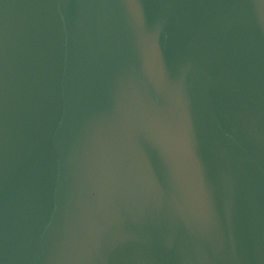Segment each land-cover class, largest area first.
Masks as SVG:
<instances>
[{
  "label": "water",
  "instance_id": "95a60500",
  "mask_svg": "<svg viewBox=\"0 0 264 264\" xmlns=\"http://www.w3.org/2000/svg\"><path fill=\"white\" fill-rule=\"evenodd\" d=\"M0 264H264V0H0Z\"/></svg>",
  "mask_w": 264,
  "mask_h": 264
}]
</instances>
